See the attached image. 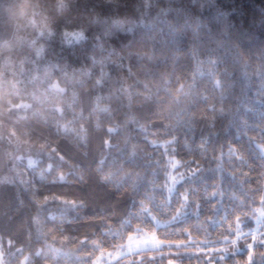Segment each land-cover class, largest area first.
Segmentation results:
<instances>
[{
  "label": "snow or ice",
  "instance_id": "6c2138e0",
  "mask_svg": "<svg viewBox=\"0 0 264 264\" xmlns=\"http://www.w3.org/2000/svg\"><path fill=\"white\" fill-rule=\"evenodd\" d=\"M55 6L66 11L56 17L44 47L19 73L22 83L39 86L38 102L33 103L31 94L0 101V148H12L0 159V187L13 188L18 204L31 210L23 243L0 235V264H12L23 253L17 264H264V167H250L237 145H227L226 152L225 146L211 147L212 163L222 174L227 166L242 186L229 200L231 207L222 208L224 199L217 202L215 184L207 199L194 198L193 189L185 187L205 170L210 142L201 141L202 157L183 159L179 137L157 130L174 128L190 106L208 101L199 91L197 72L159 71L160 58L153 49L123 43L122 34H134L144 23L129 14L136 9L129 10L123 0H55ZM151 7V0H143L145 10ZM212 7L211 21L196 15L170 27L173 37L186 29L198 37L201 28L210 33L215 23L216 46L224 50L227 41V50L201 57L195 66L201 80L220 90L229 59L241 68L249 65L252 56L241 40L256 27L264 30V7L258 18L242 24L234 21L230 9ZM189 51L195 58L198 49ZM256 59L264 73V44ZM210 111V120L202 118L215 127V113L225 110L212 106ZM94 138H99L102 152L94 169L97 182L113 189L118 201L130 197L134 203L130 213L99 218L91 233L72 234L57 221L61 209L49 208L60 205L78 212L85 202L46 189L63 186L69 177L88 182L83 172L65 174L69 157L64 147L86 157ZM254 147L264 162V140Z\"/></svg>",
  "mask_w": 264,
  "mask_h": 264
},
{
  "label": "trees",
  "instance_id": "16d2710c",
  "mask_svg": "<svg viewBox=\"0 0 264 264\" xmlns=\"http://www.w3.org/2000/svg\"><path fill=\"white\" fill-rule=\"evenodd\" d=\"M75 2V0H69ZM128 6L129 14L137 19L143 18V25H137L134 34H122L123 43H132L134 46H143L153 49L160 58L157 64L159 71L173 70L178 73L197 72V81L200 84L199 91L208 97V101L198 100L185 111L183 120L174 128L157 129L165 133L179 137L180 152L183 159L202 157L199 145L202 140L210 142L208 159L204 160L205 170L195 179L185 185L193 189L194 198L211 196L212 186H216L217 202L223 197L224 205H229L233 193L239 194L242 186L238 187L240 178L233 180L232 173L227 166L223 174L211 161V147L219 148L234 144L239 146L246 155V163L259 171L264 167L254 147L255 143L264 140V73L258 68L256 56L260 46L264 44V30L256 27L251 36L241 40V45L246 53L252 56L247 68L235 65L229 59V72L222 77L223 87L214 90L208 80H201L196 69V62L201 57L208 55H222L227 50H221L216 46L217 28L212 23L211 32L201 28L198 37H194L191 31L185 30L180 36L173 37L172 26H180L186 19L200 15L204 20L211 21L213 17V3L230 9L233 19L237 23H245L258 18L259 10L264 7V0H151L152 7L145 10L143 0H123ZM200 5H204L201 9ZM66 9H58L55 0H0V101L5 99L15 100L19 96L31 94L33 103H37L41 91L39 86H29L21 82L19 73L24 64L35 56L44 47L48 39V33L54 31L55 19L63 14ZM73 14L69 15V19ZM43 34V39H41ZM233 38H237L233 33ZM192 47L198 49L193 57L189 51ZM58 45H54V51H58ZM42 55V53H40ZM207 69V65H205ZM55 101L51 97L44 110ZM212 106L219 108L223 106L224 113H215V127L202 114L211 119ZM205 109L209 111L205 112ZM147 117L148 113H144ZM3 117L0 109V118ZM34 121L33 123H38ZM25 122H21L20 134L24 135ZM3 131V129H0ZM187 145V147H185ZM12 151L9 146L0 148V159H6ZM69 157L68 167L64 169L65 174L71 170L73 177L79 176L81 172L86 175L87 183H75L71 177L63 186L49 187L46 191L53 194H62L67 199H80L85 202V207L78 212L71 207L51 205L49 210L55 212L57 208V221L63 222V226L69 233L83 234L91 233L99 218L110 215L130 213L134 198L125 197L117 200V193L97 182L96 167L97 159L102 155L100 140L94 138L89 149L88 156H82L64 147ZM115 159V153L110 157L109 163ZM75 167H72V165ZM51 180V177H48ZM47 182V181H46ZM163 181L161 180V183ZM221 184L223 187L221 188ZM143 191V189L141 190ZM157 202H160L157 194ZM31 210L18 204L17 193L13 188L0 187V235L5 238L12 236L23 243L27 231V221ZM205 215H207L205 211ZM204 216L201 217L203 221ZM162 223L166 222L162 218ZM190 222L194 218L190 216ZM217 223L219 218L217 217ZM213 232L216 225H212ZM23 253L17 255L12 264L21 260ZM151 257L153 253H148ZM159 255V254H156ZM140 257H136L139 259ZM166 264V261H165ZM195 264V262H193Z\"/></svg>",
  "mask_w": 264,
  "mask_h": 264
}]
</instances>
